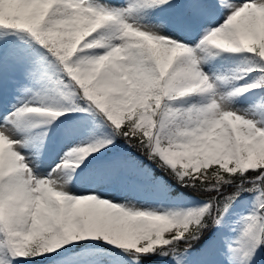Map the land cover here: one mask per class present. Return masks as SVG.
Instances as JSON below:
<instances>
[{
  "label": "snow or ice",
  "instance_id": "1",
  "mask_svg": "<svg viewBox=\"0 0 264 264\" xmlns=\"http://www.w3.org/2000/svg\"><path fill=\"white\" fill-rule=\"evenodd\" d=\"M0 264H264V0H0Z\"/></svg>",
  "mask_w": 264,
  "mask_h": 264
}]
</instances>
